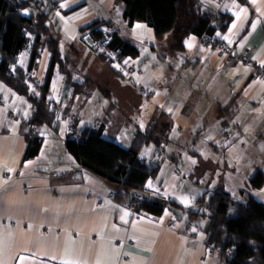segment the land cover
I'll list each match as a JSON object with an SVG mask.
<instances>
[{"label":"crops","instance_id":"obj_1","mask_svg":"<svg viewBox=\"0 0 264 264\" xmlns=\"http://www.w3.org/2000/svg\"><path fill=\"white\" fill-rule=\"evenodd\" d=\"M219 1L220 8L234 19L216 37L229 46L235 44L232 48L236 63L230 64L227 53L189 35L183 41L184 50L169 60L170 68L164 63L168 55L151 42L154 32L150 26L135 22L127 27L121 18L123 5L115 6L114 0L57 1L58 6L67 5L61 7L66 10L63 26L73 38V45L82 50L75 53V58L82 55V60L89 52L98 55L93 53L95 49L85 50L77 36L79 28L94 17L96 21L105 18L106 12L110 14L109 10L119 6L116 28L139 48L138 56L131 58L143 75L137 77V85L114 80L105 92L90 95L92 103L86 113L90 111L91 115L82 119L89 125L97 116L109 112L103 136L127 145L133 135L128 124L132 116H136L134 124L143 129L147 120L157 114L155 108L162 107L173 127L169 140L161 145L159 172L147 179L146 188L152 197L172 199L186 207L192 206L200 193L194 171L203 156L196 151L214 152L219 157L218 166L203 164L204 172L211 175L198 181L207 183L208 178L209 187L215 183L248 186L260 160L264 170V79L252 72V67L264 68V0H247L246 4ZM241 8L245 11L239 12ZM97 24L101 26L100 21ZM141 56L144 62H140ZM27 58L28 50H22L18 63L24 65ZM48 58L49 51L42 49L38 65L31 72L37 83L44 76ZM189 58L196 64L191 66ZM96 60L105 66L102 60ZM179 69L182 76L169 87L170 77ZM71 71L73 80H80L76 70ZM34 81L29 83L30 89H34ZM71 88L65 75L56 73L50 95L59 105L55 121L33 128L42 144L36 156L27 158L24 132L29 127L23 122L28 119L30 104L0 81V264H218L219 253L214 255L210 251L213 249L205 245L202 230L194 227V235L190 236L187 230L170 224L173 214L182 225L186 222L180 211L167 206L160 214L137 211L117 200L110 184L80 167L64 144L68 124L61 108L66 101L71 107ZM83 106L82 97L76 108L81 112ZM143 112L144 118L140 115ZM153 147L145 148L147 158L156 155L154 151L151 154ZM182 160L184 170L173 175L176 163ZM149 181L151 188L147 187ZM263 189L264 184L259 190ZM185 198L187 203L183 202ZM21 256L26 259L20 260Z\"/></svg>","mask_w":264,"mask_h":264},{"label":"trees","instance_id":"obj_2","mask_svg":"<svg viewBox=\"0 0 264 264\" xmlns=\"http://www.w3.org/2000/svg\"><path fill=\"white\" fill-rule=\"evenodd\" d=\"M238 1L243 4L248 2ZM119 4L123 5L121 18L127 27L135 22H144L153 29V38L159 52L168 55L167 59L163 57L168 68L171 67L169 58L184 50L183 41L189 35L197 36L199 42L206 46L219 48L231 58L230 64L236 63L237 58L233 54L235 44L229 46L216 37V33L225 32L234 19L220 8L219 0H114L115 6ZM23 9L29 10L27 15L22 14ZM65 13L66 10H62L52 0H0V81L24 96L30 104L31 116L23 122L29 127L24 132L27 142L24 157L27 158L36 156L42 144L41 136L33 128L52 125L55 121L56 105L50 95L56 73L65 75L66 83L72 86L74 94L84 92L88 97L93 95L83 83L72 80L71 66L75 67L78 62L75 53L82 50L73 46V38L64 29L62 19ZM112 20L109 12L99 20L100 27L109 30L105 33L110 35L107 36L109 41L103 43L106 35L95 25L81 39L85 50L96 51L95 44L102 43L106 51L116 52L119 58L126 55L137 57L140 50L134 40L122 35ZM83 29L81 27L79 31ZM44 48L50 53L49 60L43 79L37 83L31 72L37 67ZM66 49V54L60 52ZM22 50H28L24 65L18 63V55ZM97 57L104 60L101 55ZM108 57L111 56L108 54ZM187 62H191V66L196 64L195 59L189 58ZM256 69V75H264L263 67ZM181 71L176 70L173 78L169 76V87L182 76ZM136 79L129 84L137 85ZM31 81H34V89L29 87ZM141 93L145 94L143 88ZM69 109L66 108L65 114ZM155 110L157 114L147 120L145 128L139 129L134 124L135 129L127 145L103 136L109 112L97 116L89 125L84 123V117L77 115L68 125L64 141L66 149L81 168L110 184L117 200L135 210L160 214L167 206L177 213L180 211V217L186 221H181L183 224L190 223L204 232L205 245L219 253L218 264H264V201L253 194L254 191H261L259 189L264 184L262 160L259 166H255L254 175L248 182V193L241 186L226 187L216 183L215 187H209L208 178L207 183L199 182L206 174L211 175L204 172V163L200 160L194 171L200 193L192 206L186 207L168 198L152 197L146 188V181L158 174L163 158L160 157V154L163 155L161 145L169 140V132L173 127V121L168 119L162 107ZM140 115L142 118L146 116L145 112ZM226 124L231 126V121L228 120ZM151 145L154 146L151 154L154 151L156 155L147 158L148 150L145 148H151ZM197 153L203 156L201 152ZM176 164L175 176L186 165L183 160Z\"/></svg>","mask_w":264,"mask_h":264},{"label":"rangeland","instance_id":"obj_3","mask_svg":"<svg viewBox=\"0 0 264 264\" xmlns=\"http://www.w3.org/2000/svg\"><path fill=\"white\" fill-rule=\"evenodd\" d=\"M57 1H61V0H57ZM57 1H53V2H56V5L58 6ZM58 7H60V6H58ZM118 8H119V6L118 7H115L114 9L109 10L110 11V17L113 18L112 21H114L117 25H118V20H116L115 18H116V12H117ZM94 16H92V17H94ZM96 20L97 19H95V17H94L93 19H91L88 22H86L85 25L82 26V27H84V29L82 31H79V33H78L77 36H79L80 39H82V38L84 39V35H86L88 32H90L91 27H94L95 25L99 28V30H101V27L98 24H93V22H96ZM89 25H92V26L89 27ZM104 30H106V28ZM102 32L105 33V31H102ZM151 42L154 43V44H156L155 40H152ZM95 45H96V51H94L93 53L96 56L97 55H99V56L101 55L102 57H104V60L101 59V58H99V57H95L91 52L88 53L89 56L85 57L84 60H82L81 58H78L77 59L78 62L75 64V67H72L71 66V70H74V69L76 70L75 76L78 77L77 79H80V80L75 81V80H73V78H72V80L74 82H77V83H83V85L85 87H87L89 89V91L93 93L94 96H95V93L96 92H97V94H100V92H103V91L105 92L106 89H107V86L108 87H111V85L114 84V80L118 81L121 84H124V82H125L129 86H132V85L129 84L130 82H127L126 80H124L125 78L123 76L121 67H123L125 64L129 63L128 61H133V58H131V57L128 58L127 56H121L119 58V57H117V55L114 56V57H108L106 48L103 46L102 43L95 44ZM74 47H77V46H74ZM145 47L147 48V50H150V47L147 44H146ZM60 52L63 53V54H66L67 49L64 50V51H61L60 50ZM81 56H79V57H81ZM96 58H99L100 60H102L103 63L105 64V66L103 67L99 63H97ZM143 58L144 57H142V56L140 57V62H144ZM48 60H49V58H48ZM169 60L173 61V58H169ZM247 61L248 60H246V62ZM252 68H253L252 69V72H254V74H257V69L254 68V67H252ZM262 73H264V71H262ZM44 74H45V72H44ZM71 74H72V71H71ZM261 76L264 77V75H260L259 77H261ZM72 77H73V74H72ZM110 82H111V84H109ZM70 87H72V86H70ZM71 90H70V95H71V97L73 96V100H72L71 107L69 105V101H66L67 103H64L63 106H62V108H61L62 109V116L67 119L66 123L68 125L71 122V120L74 117H76L77 115H79L81 117H85V116L91 115V112L90 111L88 113H86V111L88 109L89 103L90 102L92 103V99L88 98V96H86L88 94H85L84 92H79L78 94L75 95L73 93L74 92V89L71 88ZM36 92H38V89H36ZM19 95H21V94H19ZM90 95H92V94H90ZM22 97H24V96H22ZM82 97H83L84 106H83V108H82V110L80 112V109L76 108V102L79 99H81ZM70 103H71V99H70ZM55 105H56V103H55ZM58 107H59V105L58 106L56 105V110L57 111H58ZM67 107H69L70 109H69V112L67 114H65V111H66V108ZM57 111H56V113H57ZM30 116H31V111L28 113L27 117L29 118ZM154 116H152V118ZM132 117H133V122H131L132 125H130V129H131L132 132H134V129H135L134 128L135 127V125H134V118L136 116L135 117L132 116ZM180 129L182 131V126L180 127ZM64 130H66V132H67L68 131V127H65ZM144 155L146 156V154H144ZM262 157H264V154L263 153H262ZM218 161H219V157L217 156V154H214V152H209V153L203 154V161H202L203 163L216 164L218 166ZM213 182L215 183V179L213 180ZM215 186H216V183L215 184H212V187H215ZM241 188L242 189H245L246 190L245 192H247V193L249 192V189H248L247 186H244V187L242 186ZM253 194L256 195L258 198H261L264 201V189L261 190V191H256V192L254 191ZM168 221H170V218H169ZM193 229H194V225H193ZM210 251L212 253H214V255L216 254V250L215 249L210 250Z\"/></svg>","mask_w":264,"mask_h":264},{"label":"built area","instance_id":"obj_4","mask_svg":"<svg viewBox=\"0 0 264 264\" xmlns=\"http://www.w3.org/2000/svg\"><path fill=\"white\" fill-rule=\"evenodd\" d=\"M221 2V1H219ZM109 41V38H104L103 40V43L106 44L107 42ZM107 54H109L111 57H114L117 55L116 52H111V50H107ZM128 58L131 57L129 55H126ZM129 63L125 64L123 67H121V70H122V73H123V76L125 78V80L127 82H130V83H133L136 79V75L140 73L141 71V68L140 66L135 63V61H128ZM136 74V75H135ZM170 224L171 225H174V226H177L179 229L183 228V225H184V228L188 231V233H190L191 235H194V231H193V225L192 224H181L180 221H178V219L176 218V216L173 214L171 215L170 217ZM44 231H48L47 228H44Z\"/></svg>","mask_w":264,"mask_h":264},{"label":"snow or ice","instance_id":"obj_5","mask_svg":"<svg viewBox=\"0 0 264 264\" xmlns=\"http://www.w3.org/2000/svg\"><path fill=\"white\" fill-rule=\"evenodd\" d=\"M66 6H67L66 4H61V5H60V7H62V8H63V7H66ZM28 11H29L28 9H23V10H22V14L27 15V14H28ZM244 11H245V9H243V8H241V9L239 10V12H244ZM239 12L237 13V16H239ZM57 15H59V13H57ZM137 27H141V25H137ZM233 27H235V25H233ZM229 31H231V28L229 29ZM217 35H219V33H217ZM224 39L227 40L228 37L225 36ZM188 46L191 47V44H188ZM169 111H171V109H169ZM193 163H195V161H193ZM9 171H11V170L9 169ZM147 187H149V188L152 187L151 181L148 182ZM183 202L187 203V199L185 198ZM165 214H166V215L168 214V210H167V209H165ZM125 215H127L126 212H125ZM123 218H124V217L122 216L121 219H123ZM194 230H195V229H193V231H194ZM24 259H26V257H24V256H21V257H20V260H24ZM65 264H75V262H65Z\"/></svg>","mask_w":264,"mask_h":264},{"label":"bare ground","instance_id":"obj_6","mask_svg":"<svg viewBox=\"0 0 264 264\" xmlns=\"http://www.w3.org/2000/svg\"><path fill=\"white\" fill-rule=\"evenodd\" d=\"M145 115H146V113H145Z\"/></svg>","mask_w":264,"mask_h":264}]
</instances>
